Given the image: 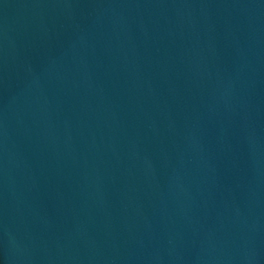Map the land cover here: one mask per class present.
Wrapping results in <instances>:
<instances>
[{"label": "water", "instance_id": "1", "mask_svg": "<svg viewBox=\"0 0 264 264\" xmlns=\"http://www.w3.org/2000/svg\"><path fill=\"white\" fill-rule=\"evenodd\" d=\"M0 264H264V0H0Z\"/></svg>", "mask_w": 264, "mask_h": 264}]
</instances>
